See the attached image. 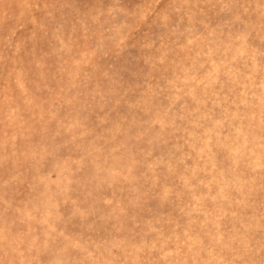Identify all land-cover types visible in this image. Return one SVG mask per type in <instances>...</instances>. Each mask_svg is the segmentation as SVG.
I'll list each match as a JSON object with an SVG mask.
<instances>
[{"label":"rangeland","instance_id":"374dc122","mask_svg":"<svg viewBox=\"0 0 264 264\" xmlns=\"http://www.w3.org/2000/svg\"><path fill=\"white\" fill-rule=\"evenodd\" d=\"M0 264H264V0H0Z\"/></svg>","mask_w":264,"mask_h":264}]
</instances>
